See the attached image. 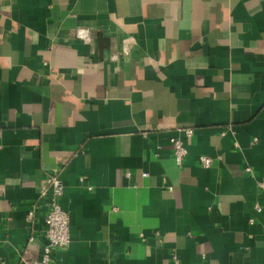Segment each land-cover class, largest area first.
Here are the masks:
<instances>
[{
	"label": "crops",
	"instance_id": "crops-1",
	"mask_svg": "<svg viewBox=\"0 0 264 264\" xmlns=\"http://www.w3.org/2000/svg\"><path fill=\"white\" fill-rule=\"evenodd\" d=\"M262 176L264 0H0V264L41 257L51 178L52 264H264Z\"/></svg>",
	"mask_w": 264,
	"mask_h": 264
},
{
	"label": "built area",
	"instance_id": "built-area-1",
	"mask_svg": "<svg viewBox=\"0 0 264 264\" xmlns=\"http://www.w3.org/2000/svg\"><path fill=\"white\" fill-rule=\"evenodd\" d=\"M77 36L81 39H88L87 31L85 29H78ZM124 53L128 54L129 48L126 47ZM178 130L182 131L186 138L190 137L193 133L192 128H182ZM170 144L175 164L177 166H182L187 154L185 140L182 137H171ZM234 145L238 146L236 142ZM198 160L202 167H209L212 165L214 158L208 155H200ZM246 170H250V168L247 167ZM142 175L145 176L146 174L143 173ZM257 185L260 190L264 191V176L261 177ZM49 187L50 191L47 194L48 208L44 215V233L47 239V244L45 245L40 258L26 261V264H52V251L55 249H65L70 243L69 216L57 201L58 197L63 193V186L56 178H51L49 180ZM87 188L90 189L91 187L88 186ZM44 192L45 190L43 193ZM254 207L256 210L261 209L257 204H255ZM173 257L174 264H179L177 257Z\"/></svg>",
	"mask_w": 264,
	"mask_h": 264
}]
</instances>
